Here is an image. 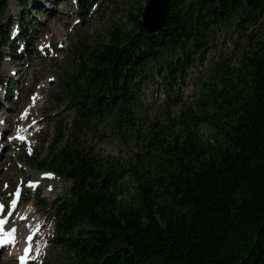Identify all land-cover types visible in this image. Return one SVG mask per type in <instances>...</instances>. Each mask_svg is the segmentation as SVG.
Masks as SVG:
<instances>
[{
	"label": "trees",
	"instance_id": "16d2710c",
	"mask_svg": "<svg viewBox=\"0 0 264 264\" xmlns=\"http://www.w3.org/2000/svg\"><path fill=\"white\" fill-rule=\"evenodd\" d=\"M8 1L0 0V62ZM263 4L169 0L164 25L153 35L142 29L141 14L129 13L131 32L115 27L103 41L76 46L62 86L75 112L71 127L86 131L98 118L113 135L139 132L137 82L155 75L175 104V87L205 57L195 50L201 42L191 41L216 24H253ZM91 5L78 0L79 13ZM257 43L226 90L209 84L196 111H181L174 134L150 132V158L97 160L73 142L47 153L45 166L58 176L76 171L70 196L51 208L53 241L73 264H264V36ZM201 124L216 130L213 141L200 140ZM124 176L134 189L120 202L116 185Z\"/></svg>",
	"mask_w": 264,
	"mask_h": 264
},
{
	"label": "rangeland",
	"instance_id": "374dc122",
	"mask_svg": "<svg viewBox=\"0 0 264 264\" xmlns=\"http://www.w3.org/2000/svg\"><path fill=\"white\" fill-rule=\"evenodd\" d=\"M91 1L88 12L79 13L76 0H27L25 3L9 0L1 17L2 29L7 32L0 62V123L5 124L0 130L1 147H4L0 153V201L7 206L1 216H8L12 192L20 189L15 217L28 210L40 221L37 234L33 235L31 258L26 264H73L69 251L53 241L56 228L51 211L63 196H70L72 180L58 176L45 166L48 152L55 153L73 142L77 148L89 149L97 160L150 158L146 153L152 148L148 143L150 132L174 134L177 126L173 122L181 111L187 107L196 111L194 103L209 84L220 91L226 90L233 80L232 72L264 36V4L253 24L220 23L201 31L204 39L191 43L201 42L195 50L205 57L201 59L202 64L197 57L180 86L175 87L180 100L172 105L161 89V80L155 75L148 76L136 84L133 114L139 123V132L126 134L124 138L113 135L108 124L98 118L89 129L77 132L71 127L74 109L68 107V97L62 91L66 76L74 66L76 46L103 41L107 31L115 27L131 32L134 21L128 14L140 17L145 5L144 0ZM57 30L63 36L60 41L55 34ZM32 39L34 45L30 44ZM25 112L28 118L23 120ZM20 126L26 130L25 139H17L14 134ZM199 133L203 143L213 141L218 135L207 124L200 125ZM12 136L15 140L10 141ZM29 181L35 182L34 185ZM133 185L129 176L120 179L116 185L117 200H128ZM15 217L7 221L11 223ZM17 229L25 230L24 224ZM15 254L11 252V245L2 246L0 264H17Z\"/></svg>",
	"mask_w": 264,
	"mask_h": 264
},
{
	"label": "bare ground",
	"instance_id": "6f19581e",
	"mask_svg": "<svg viewBox=\"0 0 264 264\" xmlns=\"http://www.w3.org/2000/svg\"><path fill=\"white\" fill-rule=\"evenodd\" d=\"M72 4H73V2H72ZM60 33H61V30L59 32L57 30V33H55V34H58V41H60L63 38V36H60ZM49 37H50V35H49ZM45 41L47 42L48 38H46ZM30 44L34 45L35 41L32 39L30 41ZM26 47H27V45L25 46V48ZM8 71H9V69H8ZM26 116L27 115L23 116V120H24V117L28 118ZM21 127L22 126H20V128H18V131L15 132L14 134L17 136L21 135L23 137L24 136L26 137V133H25L26 130H25V128H23V127L21 128ZM2 128H5V124L3 122L0 123V130ZM13 140H15V138L12 136L10 138V141H13ZM8 144H10V143H8ZM2 145H3V143L0 142V153L4 150V147H1ZM16 212H17V210L12 208V211L10 212L11 219H13V217H15ZM1 213L2 212H0V219H1ZM20 215L16 216L15 219L11 223L5 222V224L3 225L4 229L8 230L10 227H16L17 228L18 226L21 227V225L24 224V228H25V230L23 229V231H25L24 235H23V231H21V229H17L16 242L14 244H11V252L16 253L15 255H16V262L17 263H18L17 258L20 255L24 254L23 249L26 247H29V246H31V248H32L34 246V243L32 242V240H29L27 237L29 236V234L30 235L31 234L36 235L39 224H40L39 218H36L31 211L27 210V211L21 213Z\"/></svg>",
	"mask_w": 264,
	"mask_h": 264
},
{
	"label": "water",
	"instance_id": "95a60500",
	"mask_svg": "<svg viewBox=\"0 0 264 264\" xmlns=\"http://www.w3.org/2000/svg\"><path fill=\"white\" fill-rule=\"evenodd\" d=\"M247 2L250 3L251 0H247ZM168 3L169 0H147L140 17V25L143 30L153 35L161 29L169 9ZM194 46L198 47L200 44L195 43ZM66 176L69 179H74L76 177L75 168H71ZM88 186H90V183Z\"/></svg>",
	"mask_w": 264,
	"mask_h": 264
},
{
	"label": "snow or ice",
	"instance_id": "6c2138e0",
	"mask_svg": "<svg viewBox=\"0 0 264 264\" xmlns=\"http://www.w3.org/2000/svg\"><path fill=\"white\" fill-rule=\"evenodd\" d=\"M27 115V113H22V116ZM18 138L20 139H25V137L23 136H18ZM47 175H52L51 173L47 174ZM35 182L29 181L30 185H34ZM15 196V198L11 199L10 202V206L11 208L15 209V207L17 206L19 197H20V191L19 189L16 190V192L13 194ZM7 206L3 203L0 202V212H3L4 209ZM10 214V213H9ZM6 222V218L4 219H0V246H4V245H11L14 244L16 242V233H17V228L16 227H10L8 230H5L3 225ZM29 240L32 239V236H28L27 237ZM31 246L26 247L23 249V255H20L18 257V260L20 262V264H26L27 260L30 258L28 253L31 251ZM37 251H39L37 249Z\"/></svg>",
	"mask_w": 264,
	"mask_h": 264
}]
</instances>
